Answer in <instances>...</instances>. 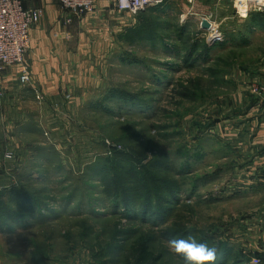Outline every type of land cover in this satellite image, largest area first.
Masks as SVG:
<instances>
[{"label": "rangeland", "instance_id": "rangeland-1", "mask_svg": "<svg viewBox=\"0 0 264 264\" xmlns=\"http://www.w3.org/2000/svg\"><path fill=\"white\" fill-rule=\"evenodd\" d=\"M42 1L25 61L0 72V264H140L142 236L150 264H185L167 242L189 236L215 264H264V13Z\"/></svg>", "mask_w": 264, "mask_h": 264}, {"label": "built area", "instance_id": "built-area-1", "mask_svg": "<svg viewBox=\"0 0 264 264\" xmlns=\"http://www.w3.org/2000/svg\"><path fill=\"white\" fill-rule=\"evenodd\" d=\"M33 1L34 0H0V72L9 65L19 64L25 61L31 46L32 29L40 22L42 17V10L30 4ZM56 1L68 10L88 13L93 11L102 0ZM104 1H106L108 5H113L119 11L138 13L149 7H158L180 0ZM233 6L237 14L244 17H250V14L253 13H264V0H233ZM211 29L214 30L213 23H211ZM213 36L212 34L211 38H213ZM21 79L24 82L29 81L27 72L22 74Z\"/></svg>", "mask_w": 264, "mask_h": 264}, {"label": "clouds", "instance_id": "clouds-1", "mask_svg": "<svg viewBox=\"0 0 264 264\" xmlns=\"http://www.w3.org/2000/svg\"><path fill=\"white\" fill-rule=\"evenodd\" d=\"M10 159L11 154L6 153ZM169 250L184 258L185 264H215L217 249L206 243H199L192 236L185 239H171L167 242Z\"/></svg>", "mask_w": 264, "mask_h": 264}, {"label": "crops", "instance_id": "crops-1", "mask_svg": "<svg viewBox=\"0 0 264 264\" xmlns=\"http://www.w3.org/2000/svg\"><path fill=\"white\" fill-rule=\"evenodd\" d=\"M49 1L52 0H47V2ZM42 2V0H34L30 4L38 7ZM35 29L36 27L32 29L33 35L35 34ZM259 82L261 95L250 94V148L252 147L251 151H254L263 147L261 159L264 162V73H262Z\"/></svg>", "mask_w": 264, "mask_h": 264}, {"label": "trees", "instance_id": "trees-1", "mask_svg": "<svg viewBox=\"0 0 264 264\" xmlns=\"http://www.w3.org/2000/svg\"><path fill=\"white\" fill-rule=\"evenodd\" d=\"M161 6H164V5H161ZM159 7V6H158ZM177 47V46H176ZM209 45H207V48L205 50H209ZM195 48L192 47L190 50H189V53L190 52H194ZM167 187V186H166ZM166 187H162L164 190H167L168 188ZM162 188H159V189H162ZM173 192V191H172ZM161 196H157L156 198L157 199H160ZM163 198V197H162ZM11 214L14 216L15 214L13 212H11ZM151 237H140L139 238V241L137 243V248H135V251H138L139 254H140V258H139V263L140 264H150L149 262L152 260V258L154 257L153 255V252L150 250V247H149V243L151 241Z\"/></svg>", "mask_w": 264, "mask_h": 264}, {"label": "water", "instance_id": "water-1", "mask_svg": "<svg viewBox=\"0 0 264 264\" xmlns=\"http://www.w3.org/2000/svg\"><path fill=\"white\" fill-rule=\"evenodd\" d=\"M202 25H203V28L204 29H211V23L208 21V20H203V23H202ZM215 41V39H213V41H211V42H214Z\"/></svg>", "mask_w": 264, "mask_h": 264}]
</instances>
